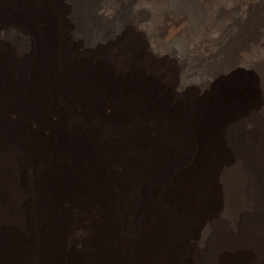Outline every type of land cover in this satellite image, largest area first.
<instances>
[{"label": "bare ground", "instance_id": "1", "mask_svg": "<svg viewBox=\"0 0 264 264\" xmlns=\"http://www.w3.org/2000/svg\"><path fill=\"white\" fill-rule=\"evenodd\" d=\"M46 4L0 0V264H264V0H92L125 30L105 46L71 16L94 63L169 81L177 49L182 77L258 72V99L214 90L195 141L158 102L108 89L100 63L50 64ZM73 222L82 252L65 258Z\"/></svg>", "mask_w": 264, "mask_h": 264}, {"label": "rangeland", "instance_id": "2", "mask_svg": "<svg viewBox=\"0 0 264 264\" xmlns=\"http://www.w3.org/2000/svg\"><path fill=\"white\" fill-rule=\"evenodd\" d=\"M91 6L92 0H82L81 6L73 13L70 0H47L45 7L51 10V14L48 18L37 19L36 22L53 29V46H56L58 53L63 56V62L57 57L56 59H49V63L59 66L68 63L75 68H80L81 63H87L92 70H95L100 63V69L96 71V75L108 89L118 92L131 90L135 95L148 97L168 111L178 114L182 117L181 132L184 136H192L191 139L195 141L198 130L193 114L206 103L208 97L217 88L238 86L244 96L256 97L255 99H258L261 94L260 76L255 70L239 68L230 71V68H220L213 70L214 73L203 78L182 77L177 49L174 51L173 58L176 72L169 81L163 79L158 72L150 69L142 70L138 66L133 70L122 71L107 58H102L99 62L94 63L87 57V52L93 48V44L87 43L75 32V25L71 16L74 14L81 19L90 34L98 38L99 46L115 44L125 30L120 27L118 19L107 20L99 12L92 11ZM151 57L157 62L161 60L153 54ZM104 111L108 115L111 114V104H108ZM151 136L159 139L155 132H152ZM169 146L167 156L171 158L175 154L176 147L172 143ZM68 228L70 235H66V240L71 243L74 251L65 249V258H70L75 251L82 252V245H80L82 240L78 243L76 242L78 238L74 236V228H77V223L73 222ZM64 262L66 264L67 260L65 259Z\"/></svg>", "mask_w": 264, "mask_h": 264}]
</instances>
